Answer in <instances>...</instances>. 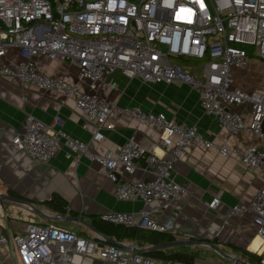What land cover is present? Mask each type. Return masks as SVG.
I'll return each mask as SVG.
<instances>
[{"label":"built area","instance_id":"built-area-1","mask_svg":"<svg viewBox=\"0 0 264 264\" xmlns=\"http://www.w3.org/2000/svg\"><path fill=\"white\" fill-rule=\"evenodd\" d=\"M172 57L200 62L181 66ZM252 57L264 62V0H0V79L72 97L81 127L91 134L82 142L54 128L62 125L59 117L47 125L26 113L21 131L11 138L14 148L34 164L49 162L61 146L68 158L84 155L98 162L116 199L142 203L138 211L107 212L100 220L168 234L174 231L172 218L156 219L149 204L160 200L167 206L183 193L172 171L185 146L193 142L232 153L240 164L263 174L250 202L234 210L253 214L260 244L252 253L264 264V90L235 84V72L245 71ZM44 58L73 65L76 81L42 71ZM116 70L147 84L189 85L206 115L230 135L247 130L257 142L233 149L204 139L195 124H177L163 112L140 106H120L118 95L111 96L118 87L112 78ZM239 106H245L248 120L234 110ZM122 117L156 130V144L146 149L131 135L117 150H97L103 131L114 129ZM183 235L182 241L193 237ZM12 242L16 264H58L73 254L94 253L111 264H172L137 252L133 245L114 244L101 233L88 238L53 223L28 222ZM7 246L0 222V248Z\"/></svg>","mask_w":264,"mask_h":264},{"label":"crops","instance_id":"crops-1","mask_svg":"<svg viewBox=\"0 0 264 264\" xmlns=\"http://www.w3.org/2000/svg\"><path fill=\"white\" fill-rule=\"evenodd\" d=\"M259 61L252 57L245 71H236L235 84L244 87L243 78L254 77L255 65L263 63ZM40 68L49 75L76 81V68L66 62L44 58ZM112 78L118 87L111 96L118 95L120 106H140L147 112H163L167 119L177 124H195L204 139L226 143L233 149H244L257 142V137L247 130L230 135L213 116L203 112L198 93L185 83L147 84L136 77L129 79L119 70ZM245 109V106L234 107L248 120ZM26 113L47 125L57 116L62 125L55 129L82 142L91 138L90 132L81 127L82 117L72 97L65 98L53 89L40 91L32 86L22 87L15 79H0V193L28 202L0 201L3 235L22 232L25 224L32 222L53 223L91 238L99 232L91 224L90 216L99 218L107 212H135L141 208L140 200L116 199L106 169L84 155L68 158L66 148L61 146L49 162L34 164L25 152L16 150L11 138L21 131ZM103 134L97 150H117L131 135L146 149L158 140L156 130L126 117L120 118L114 129L104 130ZM142 165L140 161L139 166ZM136 173L144 175L141 170ZM172 178L184 186L183 193L167 206L154 200L149 208L160 221L172 218L174 231L170 235L175 240H181L187 233L193 235L190 241L198 242L189 245V250L195 253L190 263L172 261V264H236L232 258L250 264L248 252L254 251L250 245L256 238L253 214L235 211L234 207L250 202L262 183V172L240 164L235 155L223 154L216 146L206 148L190 142L176 161ZM54 196L59 197L63 206L52 204ZM214 200H218L216 205H212ZM69 217H80L83 222ZM106 237L140 248L134 240ZM207 244L215 246L221 253ZM13 259L9 245L0 248L1 264H16ZM58 264L111 263L94 253L90 256L73 254Z\"/></svg>","mask_w":264,"mask_h":264},{"label":"trees","instance_id":"trees-1","mask_svg":"<svg viewBox=\"0 0 264 264\" xmlns=\"http://www.w3.org/2000/svg\"><path fill=\"white\" fill-rule=\"evenodd\" d=\"M249 53H252V49H248ZM52 204L56 206H63V202L59 197L54 196L52 198ZM91 224L101 234L106 236H114L115 238H126L134 240L135 244L140 248H146L162 242L175 240L172 235L165 232H155L147 229H139L134 227H125L119 224L107 223L101 221L96 216H90ZM145 255L151 256L156 259L178 261L190 263L195 253L189 250V245H180L174 247H168L165 249H156L144 253ZM250 255V264H259V257L254 253L248 252ZM245 263V262H244Z\"/></svg>","mask_w":264,"mask_h":264},{"label":"water","instance_id":"water-1","mask_svg":"<svg viewBox=\"0 0 264 264\" xmlns=\"http://www.w3.org/2000/svg\"><path fill=\"white\" fill-rule=\"evenodd\" d=\"M4 199H9V200H13V201H18V202H24L26 204H28V202L24 201L23 199H20L18 197H14V196H10V195H6V194H1L0 193V201L2 202V200ZM61 216V215H60ZM70 219L74 220V221H80V222H83L82 219L80 217H69ZM7 240H8V245H9V248H10V253L12 256H14V249H13V242H12V236L11 235H8L7 236ZM110 241L114 244H117V245H122L121 243H118L114 240H111ZM198 243L197 241H190V240H185V241H182V240H173V241H167V242H162V243H159V244H156V245H153V246H149V247H146V248H136L134 247V249L137 251V252H140V253H145V252H148V251H151V250H156V249H165V248H168V247H174V246H180V245H190V244H196ZM207 245H210V244H207ZM212 248H214L215 250H217L219 253H221L215 246L213 245H210ZM224 255L225 257H228V258H231L229 255H225V254H222ZM232 261L236 264H246V263H243L241 260L239 259H235V258H232Z\"/></svg>","mask_w":264,"mask_h":264},{"label":"rangeland","instance_id":"rangeland-1","mask_svg":"<svg viewBox=\"0 0 264 264\" xmlns=\"http://www.w3.org/2000/svg\"><path fill=\"white\" fill-rule=\"evenodd\" d=\"M172 60L181 66H183L185 64L194 66L200 62L199 60H196V59L194 60V59H188V58H184V57H172ZM254 70L256 71L254 73V77L250 76V78H248L247 80L245 78H243V82H244L243 85H244V87H246L248 89H250V88L252 89V88L256 87L260 90H264V62L261 64L257 63V65H255V67H254ZM255 264H257V263H255Z\"/></svg>","mask_w":264,"mask_h":264},{"label":"bare ground","instance_id":"bare-ground-1","mask_svg":"<svg viewBox=\"0 0 264 264\" xmlns=\"http://www.w3.org/2000/svg\"><path fill=\"white\" fill-rule=\"evenodd\" d=\"M260 244V239L258 236H256V238L254 239V241L252 242V244L250 245V249L251 250H255L257 249V247L259 246Z\"/></svg>","mask_w":264,"mask_h":264}]
</instances>
